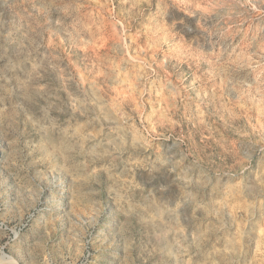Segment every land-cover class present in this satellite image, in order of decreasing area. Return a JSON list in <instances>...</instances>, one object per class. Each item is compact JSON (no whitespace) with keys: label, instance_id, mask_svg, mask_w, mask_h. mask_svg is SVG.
Returning <instances> with one entry per match:
<instances>
[{"label":"rangeland","instance_id":"1","mask_svg":"<svg viewBox=\"0 0 264 264\" xmlns=\"http://www.w3.org/2000/svg\"><path fill=\"white\" fill-rule=\"evenodd\" d=\"M0 264H264V0H0Z\"/></svg>","mask_w":264,"mask_h":264}]
</instances>
